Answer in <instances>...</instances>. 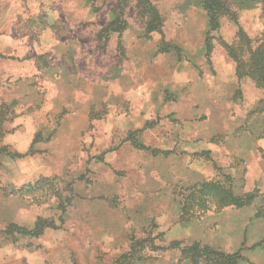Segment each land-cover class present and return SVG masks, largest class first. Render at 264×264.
Instances as JSON below:
<instances>
[{
  "label": "rangeland",
  "instance_id": "obj_1",
  "mask_svg": "<svg viewBox=\"0 0 264 264\" xmlns=\"http://www.w3.org/2000/svg\"><path fill=\"white\" fill-rule=\"evenodd\" d=\"M150 2L159 32L130 2L119 34L116 0H0V264H188L174 241L264 264L254 207L221 202L264 190V93L229 57L261 10L223 18L207 59L196 3Z\"/></svg>",
  "mask_w": 264,
  "mask_h": 264
},
{
  "label": "trees",
  "instance_id": "obj_2",
  "mask_svg": "<svg viewBox=\"0 0 264 264\" xmlns=\"http://www.w3.org/2000/svg\"><path fill=\"white\" fill-rule=\"evenodd\" d=\"M105 1L100 5L101 8L105 6ZM118 3V13L114 14L113 19L105 26L103 33L110 31L118 32L121 34L126 28V21L124 19V7L130 5V2L134 4V8L137 12V16L142 23L144 32H159L161 28V17L157 10L151 6L150 0H116ZM188 2H194L205 13L207 20V31L205 33L203 53L209 58L213 48V37L217 33L221 26L223 18H227L232 23L238 25V13L239 9L246 5L248 2L261 10V18L264 23V0H187ZM117 9V8H116ZM115 12V10L113 11ZM240 28V27H239ZM240 30V29H239ZM229 57L235 64V76L238 81L243 79L251 80L258 89H261L264 93V28L254 38H249L244 35L242 39L235 42V45L229 49ZM259 109V120L256 119L254 123L258 125L260 123V135L259 138H264V98L262 99V106ZM140 131L131 132L126 141L130 145L138 150H148L142 145L139 138ZM9 158L19 157L18 154L8 153ZM205 184L198 183L192 186L191 190L183 195V199L190 201L195 199L200 192L201 188ZM222 206L229 205L239 208L254 207V213L252 219L263 225V234L260 241L254 246H259L264 251V190H253L249 193L242 195L234 194V187H231L229 193L225 190L224 202L221 198ZM41 231L40 227H36L34 231H25L20 229V233L23 235L36 236ZM170 249H177L180 255L188 264H241L245 261V258L240 254V251L234 253H225L220 250H216L207 245H200L198 242L192 243L190 246L180 248V243L174 241L170 243Z\"/></svg>",
  "mask_w": 264,
  "mask_h": 264
}]
</instances>
